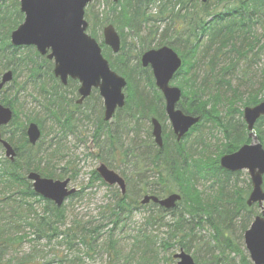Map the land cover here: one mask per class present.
<instances>
[{
	"label": "trees",
	"instance_id": "trees-1",
	"mask_svg": "<svg viewBox=\"0 0 264 264\" xmlns=\"http://www.w3.org/2000/svg\"><path fill=\"white\" fill-rule=\"evenodd\" d=\"M11 4L12 10L0 3V74L12 72L13 83L25 71L42 100L37 115L21 121L16 95L8 97L6 87L0 92L4 93L0 104L14 113L13 128H4L2 137L16 154L13 161L6 159L0 145V264H92L97 257H105L106 264H169L175 255L169 252L175 247L187 254L192 250L196 264H250L242 235L258 215L252 209L255 206L246 205L251 186L247 191L231 188V179L239 173L222 170L219 158L249 142L240 108L264 101V0H208L205 4L119 0L111 3L102 18L92 16V37L95 27L103 23L112 25L119 35L121 47L114 56L100 46L111 70L125 79L128 95L124 108L113 118L116 128L108 129L102 109L99 128L92 136L102 164L118 170L125 181V193L114 187L109 201L89 220L73 216L71 203L57 207L36 195L26 179L30 172L52 180L75 179L76 172L68 174L66 169L69 160L64 168L59 164L67 157L61 142L75 134V122L80 120L79 107L73 105L78 86L73 81L61 86L52 75V63L43 61L36 51L22 56L11 47L9 35L23 19L17 2ZM87 9L86 18L91 16ZM124 31L142 48L156 42L155 48L167 45L178 54L182 67L173 81L182 92L179 108L220 129L226 141L221 152H186L184 144L166 142L161 149L153 145L150 122L166 119L163 98L151 71L142 68L138 59L130 64ZM38 60L48 65L45 74ZM258 65V81L251 82ZM47 74L49 86L41 80ZM121 112L124 116L119 118ZM29 123L41 130L35 146L29 145L25 135ZM46 123L57 129V135L43 147ZM140 132L144 136L138 141ZM255 133L264 147V117L257 121ZM201 179L210 182L207 192L196 187ZM97 181L105 185L92 171L88 185ZM85 189L67 200H82ZM173 193L181 199L172 210L151 202L141 204L146 195L163 199ZM149 206L143 222L129 232L133 214ZM153 227L164 230V238L155 236ZM203 228L211 230L207 239L199 237ZM237 231L242 235L237 236ZM200 252L208 257L200 260Z\"/></svg>",
	"mask_w": 264,
	"mask_h": 264
},
{
	"label": "water",
	"instance_id": "water-1",
	"mask_svg": "<svg viewBox=\"0 0 264 264\" xmlns=\"http://www.w3.org/2000/svg\"><path fill=\"white\" fill-rule=\"evenodd\" d=\"M5 0H0V2ZM19 11L23 15L22 23L11 32L10 45L14 48L33 47L40 56L53 62V75L62 85L74 80L79 83L77 104L88 98L92 90H97L103 101V120L110 121L115 112L125 104L126 88L124 78L111 70L108 61L103 57L97 41L87 34L88 24L84 19L85 9L92 0H18ZM117 3L118 0H112ZM205 4L208 0H197ZM103 44L113 54L120 51V38L112 25H106L102 31ZM142 68L149 67L155 86L165 101V113L177 141L181 140L189 130L199 123L200 117L184 114L177 109L181 99V91L171 87L170 82L179 71L182 61L177 53L168 46L145 52L140 58ZM12 81V73L6 72L0 77V90ZM13 113L8 107L0 105V129L12 120ZM264 116V101L255 106L245 107L242 119L246 125L249 144L242 145L232 154L223 155L219 159V167L229 173L246 171L249 176L251 191L246 205H256L260 210L249 228L243 234L244 248L251 264H264V147L255 134L256 122ZM152 136L155 144L162 146L161 126L153 119ZM40 130L36 124L30 123L26 136L30 145L34 146L40 139ZM0 144L5 156L10 160L15 157L11 145L1 138ZM98 176L108 186H117L122 195L125 193L124 180L104 164L96 169ZM27 179L32 182L36 195L60 207L67 198L75 193L69 188V179L63 181L41 178L36 173H29ZM180 200L178 194H172L159 200L153 196H145L142 204L150 201L165 210L173 209ZM176 264H195L192 257L181 251L174 256Z\"/></svg>",
	"mask_w": 264,
	"mask_h": 264
},
{
	"label": "rangeland",
	"instance_id": "rangeland-1",
	"mask_svg": "<svg viewBox=\"0 0 264 264\" xmlns=\"http://www.w3.org/2000/svg\"><path fill=\"white\" fill-rule=\"evenodd\" d=\"M14 0H5L0 2L1 5L8 6L11 10V3ZM18 4V0H15ZM112 1L111 0H93L91 4L89 5L90 8L87 10L90 11L91 16L88 18L85 17V20L88 24L87 32L91 35V27L92 22H94V18L92 16H97L99 18H102L103 15H107L108 11L110 10V5ZM19 8V6H18ZM21 23V22H20ZM105 26V23L99 24L95 27V35L93 36L96 41L101 44L103 42V36H102V30ZM261 29L257 28L256 35L260 36ZM124 40L126 43V50H128V54H130V64L135 63V61L140 59L142 54L148 50L155 49L156 42L152 43L147 48H142L141 43H139L137 40L130 37V35L127 33V31H124ZM148 45V44H147ZM145 45V46H147ZM35 49L33 47H27V48H20L17 51V54L26 56L29 54V52L34 53ZM111 56H114V54H111ZM41 57V56H40ZM44 61V57H41ZM264 60V57L263 59ZM140 63V62H139ZM38 64L41 66L42 72L45 74L49 71L48 65H43L41 60H38ZM260 68V65L255 67V70L253 72H256L255 74H251L250 80L251 82L258 81V77L256 75L258 74V70ZM147 71L150 69L146 68ZM1 75V74H0ZM256 76V77H255ZM28 74L24 71L20 73L17 76V79L6 86V92L8 94V97H12L14 94L16 95V108L19 114V120L24 121L25 117L27 116H35L39 112L38 109V101H41L42 98L40 96V92L36 89H34V86L29 83L28 81ZM43 82L48 84H51L48 74L46 77H42L41 79ZM48 80V81H46ZM57 82L58 80L55 79ZM235 83V82H234ZM172 86L174 85V81H172ZM176 87V86H175ZM21 88H24L23 90ZM68 90V89H67ZM18 91V93H16ZM68 92H71V90ZM123 93L128 95V91L124 90ZM4 93L0 94L1 95ZM68 95V93H67ZM73 98V105L75 101L78 99L77 97V90L74 94ZM69 98H72L69 96ZM98 99V100H97ZM103 109V101L99 97L98 92L96 90H93L90 94V96L79 106L78 114L80 120L79 122H75V134L68 136L64 141H62V152H65L67 154V157L62 161V163L59 164V167L66 166L65 163L67 161H70V166L66 169L69 170L68 174H74L76 172V177L74 180L71 181V187L74 188L77 191H80L81 188H86L84 190V194L82 197V200L75 199L73 201H66L65 205L68 206L69 203L72 204V215L77 216L79 219L84 218V220H89L92 218H95L98 215V208L103 207L110 199L111 192L114 191V187H109L107 185H102L100 182H94L92 186L88 185L91 180V173L92 171H95L99 164L102 162L98 158L100 150L98 149V146L96 145L95 141L93 140V132L95 129L99 128L98 124V116L101 113V110ZM244 108H240V111H243ZM14 114V113H13ZM84 114H87L89 116L88 119L84 118ZM124 116V112H121L119 114V118ZM238 116H235L237 118ZM242 120V117H239ZM115 120H112L110 124L108 123V129H114L116 128ZM161 126L163 128L164 134H168L170 130V123L168 122L167 118L164 121H160ZM201 146H198V151L201 150V152H209L213 154L214 152H221L223 150V146L226 144V141L223 138V135L220 132V129L217 128L215 125H213L210 122H204L201 123ZM97 125V126H96ZM100 125V124H99ZM107 127V126H106ZM148 127V124L145 126ZM8 128H13L11 125ZM44 141H43V147H46L51 139L55 138L56 134V128H51L49 123H46L44 126ZM138 141H141L144 133H138ZM199 134L196 132L191 135V137L188 139V144H193L194 141L197 138ZM257 136V135H256ZM168 137V135H167ZM248 141L250 142L251 139L248 138ZM259 141V140H258ZM262 145V144H261ZM263 146V145H262ZM201 148V149H199ZM234 153V152H233ZM114 170V169H113ZM118 174V170H114ZM73 172V173H72ZM249 185V176L246 171H242L239 173V175L236 178L231 179V188L237 189V190H245L247 191ZM87 186H90L91 188H88ZM210 186V182H204L203 179L199 181V183L196 185L198 190H206ZM246 199L248 196H245ZM151 207H146L143 210H140V212H136L133 214L131 221H130V231L131 232L134 228L139 226L143 219L146 217L147 212L149 211ZM255 212H259V209L255 206L252 208ZM238 226V225H236ZM152 230L154 231V235L158 236V238H164V230H158L156 227H153ZM203 239H207L209 235H211V230L209 228H203L201 232H199ZM244 234V233H243ZM236 235H242L239 234V231L236 232ZM242 244H243V235H242ZM179 248H174L173 250H170L169 254H178ZM193 252L190 251L191 255ZM206 253L201 252L198 254L200 260L206 259L208 256L205 255ZM173 262H170L169 264H174L175 260L172 259ZM107 260L105 257L102 259H99L98 257L95 258V261L92 262V264H106ZM251 264V263H250Z\"/></svg>",
	"mask_w": 264,
	"mask_h": 264
},
{
	"label": "flooded vegetation",
	"instance_id": "flooded-vegetation-1",
	"mask_svg": "<svg viewBox=\"0 0 264 264\" xmlns=\"http://www.w3.org/2000/svg\"><path fill=\"white\" fill-rule=\"evenodd\" d=\"M70 81H73V82H76V84H77V86H78V82L77 81H74V80H70ZM68 83H69V80L67 81V84L64 86V87H67L68 86ZM77 97H78V90H77ZM79 98V97H78ZM87 99V98H86ZM85 99V100H86ZM84 100V101H85ZM83 101V102H84ZM83 102L81 103V104H83ZM75 106L76 107H79L81 104H77V100L75 101ZM164 113H165V103H164ZM165 116H166V114H165ZM157 122L160 124V126H161V123H160V121H158L157 120ZM9 127V125L8 126H4V127H1V133H2V130L4 129V128H8ZM200 129H201V119H200V122L197 124V125H195L194 127H192V129L185 135V137H183L181 140H179V141H177V139H176V136H175V134L173 133V131H172V128H171V125H170V130H169V133L167 134L168 135V137H167V135L166 134H164V131H163V128H162V126H161V137H162V146L161 147H159V146H157L156 144H155V141H154V139H153V137H152V126H151V123H150V132H151V140H152V142H153V145L156 147V148H159V149H161L162 147H163V143L164 142H166V143H168V144H170V145H172L173 143H175V144H177V145H180V146H182L183 144H184V148L186 149L185 151L186 152H201V150L200 151H198V149H195V148H193V147H195L196 145L197 146H201V141L200 142H198V143H196L193 147H192V149L190 148V146H191V144H188V139L191 137V135L192 134H194V133H198V134H200L201 135V131H200ZM199 149H201V148H199ZM170 210H172V209H170Z\"/></svg>",
	"mask_w": 264,
	"mask_h": 264
}]
</instances>
